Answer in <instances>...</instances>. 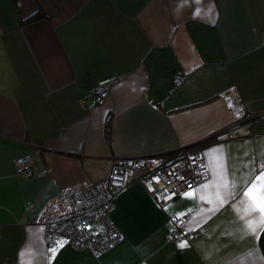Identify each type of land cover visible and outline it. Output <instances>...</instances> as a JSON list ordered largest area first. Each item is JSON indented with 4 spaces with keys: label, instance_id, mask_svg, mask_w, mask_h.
<instances>
[{
    "label": "crops",
    "instance_id": "obj_1",
    "mask_svg": "<svg viewBox=\"0 0 264 264\" xmlns=\"http://www.w3.org/2000/svg\"><path fill=\"white\" fill-rule=\"evenodd\" d=\"M194 146L208 176L165 206L128 175L111 248L48 245L40 214L65 188L118 156ZM23 154L31 172L14 164ZM262 171L264 0H0V264H264V223L243 195ZM165 209L196 235L169 239Z\"/></svg>",
    "mask_w": 264,
    "mask_h": 264
},
{
    "label": "built area",
    "instance_id": "obj_2",
    "mask_svg": "<svg viewBox=\"0 0 264 264\" xmlns=\"http://www.w3.org/2000/svg\"><path fill=\"white\" fill-rule=\"evenodd\" d=\"M183 75L177 72L174 83L179 84ZM115 75L97 81L93 93L99 99L105 94L107 84ZM234 109L236 119L251 122L253 115L246 111L235 97L227 96ZM33 163L30 154L14 159L18 170L31 172ZM138 172L139 179L147 192L162 206L169 204L187 189L207 177L209 169L200 146L182 149L171 155L118 156L110 172L99 180L76 183L65 188L61 194L51 198L42 209L39 223L43 226L49 246L60 239L68 240L76 247L89 246L95 254H101L117 242L121 233L108 216L109 209L118 191L127 184L128 175ZM165 213L172 221L169 239L191 237L196 231L185 229V216L171 209ZM97 224L90 227L91 222Z\"/></svg>",
    "mask_w": 264,
    "mask_h": 264
},
{
    "label": "snow or ice",
    "instance_id": "obj_3",
    "mask_svg": "<svg viewBox=\"0 0 264 264\" xmlns=\"http://www.w3.org/2000/svg\"><path fill=\"white\" fill-rule=\"evenodd\" d=\"M186 195H191V193H186ZM243 195L248 199V206L245 212H259L261 216L260 223H264V171L255 177V179L248 185L247 189L244 191ZM250 228L252 227V222L249 221ZM61 247L62 242H57ZM186 245L181 244L180 247H185ZM55 252V249H53Z\"/></svg>",
    "mask_w": 264,
    "mask_h": 264
},
{
    "label": "trees",
    "instance_id": "obj_4",
    "mask_svg": "<svg viewBox=\"0 0 264 264\" xmlns=\"http://www.w3.org/2000/svg\"><path fill=\"white\" fill-rule=\"evenodd\" d=\"M37 17H39V15L37 14V13H35V14H33L32 16H30L29 18H26L24 21H26V20H33L34 18H37ZM184 77V76H183ZM175 84V83H174ZM175 85H178V84H175ZM109 117H110V115L108 114V119H109ZM108 119H107V122H106V124H105V126H106V134L108 135V129H109V122H108ZM179 151V150H178ZM174 152H176V151H174ZM174 152H169V153H167L166 155H164V156H168V155H171L172 153H174ZM40 226H41V228H42V231H43V226L40 224ZM44 233V232H43ZM258 245H259V247H260V249H261V251H262V253H263V255H264V227H263V229H262V231H261V233H260V235H259V237H258Z\"/></svg>",
    "mask_w": 264,
    "mask_h": 264
},
{
    "label": "rangeland",
    "instance_id": "obj_5",
    "mask_svg": "<svg viewBox=\"0 0 264 264\" xmlns=\"http://www.w3.org/2000/svg\"><path fill=\"white\" fill-rule=\"evenodd\" d=\"M135 174H136V172L133 173V175H135ZM207 176H208V175H207ZM192 187H193V186H192ZM192 187H191V188H192ZM191 188H189V189H191ZM189 189H187L185 192H187ZM185 192H184V193H185ZM184 193H182L181 195H183ZM181 195H179V196H181ZM179 196H178V197H179ZM89 225H90L91 228L97 226V224H96L94 221L91 222ZM168 238H169V237H168Z\"/></svg>",
    "mask_w": 264,
    "mask_h": 264
},
{
    "label": "clouds",
    "instance_id": "obj_6",
    "mask_svg": "<svg viewBox=\"0 0 264 264\" xmlns=\"http://www.w3.org/2000/svg\"><path fill=\"white\" fill-rule=\"evenodd\" d=\"M96 83H97V82H96ZM95 86H96V85H95ZM93 89H94V88H93ZM93 94H94V93H93ZM94 95H95V94H94ZM95 96H96V95H95ZM246 111H247V110H246ZM248 112H249V111H248ZM252 115H253V114H252ZM254 117H255V115H253V119H254ZM253 119H252V120H253ZM245 121H246V120H245ZM247 122H248V121H247ZM125 186H126V185H125ZM148 193H149V192H148ZM175 199H176V198H175ZM111 247H112V246H111ZM111 247H110V248H111Z\"/></svg>",
    "mask_w": 264,
    "mask_h": 264
}]
</instances>
